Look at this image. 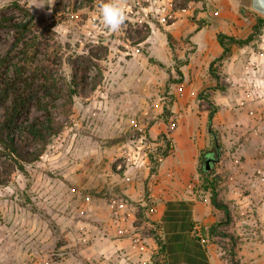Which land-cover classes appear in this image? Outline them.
<instances>
[{
    "label": "rangeland",
    "instance_id": "1",
    "mask_svg": "<svg viewBox=\"0 0 264 264\" xmlns=\"http://www.w3.org/2000/svg\"><path fill=\"white\" fill-rule=\"evenodd\" d=\"M60 2V12L55 14ZM104 2L107 0H94L77 9V0H0V15L19 18L20 5L34 15L35 31H54L53 42L61 47L62 69L67 77L71 76L72 56L87 52L99 40L109 48L108 57L101 62L103 77L98 88L88 97H77L68 117L57 112L64 129L52 139L39 161L27 165L28 178L14 171L0 186V264H60L79 252L86 263H96L95 250L122 248L120 243L124 241L128 244L123 247L152 248L150 231L154 226L138 219V215L146 217L151 210L146 200L147 184L152 201H157L158 183L156 176H150L153 165L149 155L157 157L165 151V140L170 141L172 154L171 134L177 121L167 119L164 109L172 111L176 100L172 89H167V76L179 61L164 68L149 63L146 74L133 78L127 75L126 71H131L126 65L133 51L148 55L145 44H136L142 34H151L150 27L169 33L160 24V17L150 11L156 13L163 2L175 10L187 8L191 2L150 0L136 6V0H124L123 7L134 9H124L127 19L117 32L109 31L101 21L100 5ZM238 2L256 23L259 15L252 10L251 0ZM263 39L264 28L254 41L262 46ZM13 42L14 31L0 29V59ZM173 49L178 47L174 45ZM190 51L187 49L186 56ZM162 72L166 81L161 80ZM95 73L93 70L92 75ZM262 100L264 97L258 101ZM262 104L255 128L259 144L254 147L264 150V101ZM30 116H36L34 109ZM241 158L237 157L238 164ZM252 179L256 185L251 184L246 194L257 193L264 199V166L253 172ZM257 183L262 190L256 191ZM246 211V216L264 218V211L252 206ZM262 226L249 224L263 231L264 238ZM214 241L224 258L223 242Z\"/></svg>",
    "mask_w": 264,
    "mask_h": 264
},
{
    "label": "crops",
    "instance_id": "2",
    "mask_svg": "<svg viewBox=\"0 0 264 264\" xmlns=\"http://www.w3.org/2000/svg\"><path fill=\"white\" fill-rule=\"evenodd\" d=\"M177 15L179 18L172 25L164 27L169 33L150 27L151 34L141 43L148 47V56L142 55L140 50L133 51L126 65L131 71H126L127 75L133 78L147 73L150 59L156 62L151 63L154 68L160 67L159 63L170 67L172 62L179 61L176 67L183 76L180 83L170 87L176 99L171 112L177 127L171 134L172 154L161 162L156 175L157 201H153V211L148 214V218L161 225L158 233L165 251L161 253L154 239L151 249L123 247L128 244L124 241L120 243L122 248L95 250L96 263H86L79 252L75 258L72 256L60 264H158L159 260H165V264H226L214 243L204 244L195 236V228L203 232L204 228L224 218L223 212L212 205L210 193L201 187L200 155L211 145L208 133L210 106L199 98L202 93L219 107L213 127L219 134L222 153L211 164V169L213 175L221 177V198L231 207V231L240 238L238 255L241 264H264L263 231L249 227L257 222L262 228L264 218L246 216L250 206L264 211L263 198L257 193L246 194L252 189L251 184L257 182L252 179L253 172L264 166V150L254 147L259 144L254 131L258 126V107L264 100L244 102L242 88L232 86L240 80L246 86L262 83L264 87V43L262 46L258 43V46L253 41L242 47L232 46L229 57L218 60L224 53L218 35L246 39L252 33L253 18L249 14L243 16L238 0L194 1ZM168 34L173 37L177 50L170 47ZM187 49L191 50L188 56L185 54ZM248 67L256 72L246 74ZM175 69L169 71L167 81L170 77L180 78ZM161 80L166 81L163 72ZM246 136L250 139L245 140ZM240 156L245 160L241 158L238 164L236 159ZM255 189L262 190L261 185Z\"/></svg>",
    "mask_w": 264,
    "mask_h": 264
},
{
    "label": "trees",
    "instance_id": "3",
    "mask_svg": "<svg viewBox=\"0 0 264 264\" xmlns=\"http://www.w3.org/2000/svg\"><path fill=\"white\" fill-rule=\"evenodd\" d=\"M93 1L77 0V9H82ZM17 8L22 12L19 18L0 15V29L14 31L12 48L0 59V186L8 182L14 171L28 178L27 165L39 161L52 139L60 135L64 129L57 112L68 117L77 97L85 98L96 91L103 77L101 62L109 55L108 46L99 40L87 52L71 57V76L67 77L62 69L61 47L57 42H53L54 31L51 29L35 31L34 15L26 7L17 5ZM60 8L61 2L56 4L54 13L59 14ZM242 14H246L244 9ZM263 28L264 18L258 16L252 33L246 39L218 35V40L224 49L222 57L218 60L229 57L232 46L242 47L252 43L261 34ZM167 36L169 45L173 49L175 41L170 34ZM147 38L148 35L142 34L136 45H140ZM150 62L156 64L154 59H150ZM159 66L165 67L161 63ZM212 66V74L216 77ZM93 70H96L94 75H92ZM175 72L180 78L170 77L167 89L171 84L182 81L183 76L179 67H176ZM199 98L206 100L210 106L208 133L211 138L210 148L200 155L199 174L203 181L201 187L203 191L210 193L214 208L224 214L223 220L207 229L204 228L203 234L208 242L215 244V239L223 242L222 250L226 255L224 260L229 261V264H241L238 255L240 238L231 231L233 225L231 207L221 198L222 179L219 175H213L212 169L209 171L206 169V161L213 159V162H216L222 152L219 134L213 127V119L219 107L209 100L205 93L200 94ZM33 109L36 113L35 117L30 116ZM164 115L167 119L172 117L168 107H165ZM165 141L168 145L165 151H161L157 157L149 155L150 163L153 165L150 176L158 174L161 162L171 153V143ZM2 159L4 161H1ZM2 165L4 170L1 171ZM148 186L147 184L146 200L152 206L153 201ZM152 211L153 206L150 212ZM138 219L154 226L150 232L161 253H164L165 246L158 234L161 225L150 217H145L144 214L139 213ZM158 264H165V260Z\"/></svg>",
    "mask_w": 264,
    "mask_h": 264
},
{
    "label": "built area",
    "instance_id": "4",
    "mask_svg": "<svg viewBox=\"0 0 264 264\" xmlns=\"http://www.w3.org/2000/svg\"><path fill=\"white\" fill-rule=\"evenodd\" d=\"M142 2L145 3H150V0H136L135 5H141ZM124 9L126 10H130V12H132V8L131 6H127L125 5ZM188 7H183L181 9H173V7H169L167 5H164L163 3H160V7H158V9L156 10V13H153L150 11V14H157L160 19V24L164 27L170 26L172 25L178 18L179 16L177 15L180 11H185L187 10ZM218 13H216L217 15ZM264 42V39H263ZM249 68V67H248ZM255 73V69L254 68H249L246 71V74L249 73ZM232 86H236V87H241L242 91H243V101L244 102H254V101H258L260 99H262L264 97V87L262 86V83H255L252 86H246L244 81H236L234 82V84L232 83ZM257 133V130H254ZM245 139H248V137H245ZM195 236L202 242V243H208V239L204 236L202 230L200 228H195Z\"/></svg>",
    "mask_w": 264,
    "mask_h": 264
},
{
    "label": "clouds",
    "instance_id": "5",
    "mask_svg": "<svg viewBox=\"0 0 264 264\" xmlns=\"http://www.w3.org/2000/svg\"><path fill=\"white\" fill-rule=\"evenodd\" d=\"M123 3L124 0H107L100 5L101 21L111 32L119 31L127 19Z\"/></svg>",
    "mask_w": 264,
    "mask_h": 264
},
{
    "label": "water",
    "instance_id": "6",
    "mask_svg": "<svg viewBox=\"0 0 264 264\" xmlns=\"http://www.w3.org/2000/svg\"><path fill=\"white\" fill-rule=\"evenodd\" d=\"M251 7L254 12L264 18V0H251ZM213 161V159H208L206 161V169L208 171L211 169V164Z\"/></svg>",
    "mask_w": 264,
    "mask_h": 264
}]
</instances>
